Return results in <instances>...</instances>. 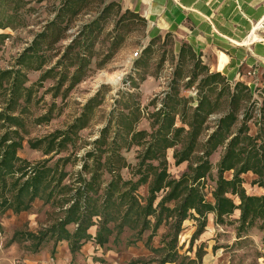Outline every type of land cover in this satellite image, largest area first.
Returning a JSON list of instances; mask_svg holds the SVG:
<instances>
[{"label": "trees", "instance_id": "1", "mask_svg": "<svg viewBox=\"0 0 264 264\" xmlns=\"http://www.w3.org/2000/svg\"><path fill=\"white\" fill-rule=\"evenodd\" d=\"M3 6L12 0H1ZM89 0H66L60 7L56 19L66 15L78 14ZM104 2V0L102 1ZM116 6L120 15V22H125L127 15L138 18L147 24V20L140 13L126 9L118 1H111L103 8L101 14ZM53 21L54 23L56 22ZM98 20L84 25L92 33ZM9 25L0 22V28ZM82 32V31H81ZM79 32V35L80 33ZM169 33V32H168ZM49 33L45 29L26 47L17 58V65L10 68H0V98L3 107L0 109V210L5 212L12 209L15 213L28 210L37 198L58 208L62 216L58 217L49 229L39 231L38 234L29 232L28 235L38 238L35 251L41 248V243L49 233L57 241L67 240L72 254L92 238L88 229L97 224L98 230L93 238L100 246L110 240L113 228L111 221H116L119 232L125 224L139 229L141 235L146 229H152L150 241L163 222L169 225L173 237L161 247H151L155 251L166 250L160 260L161 264L175 262L176 264H200L202 253L197 251L196 257L184 256L187 262H177L180 253L176 249L178 234L183 222L188 218L197 221V229L193 239L197 238L205 229L208 215L213 214L216 224H226L231 216L239 211V216L233 219L236 230L241 234L248 229L259 226L264 230V192L261 194L248 193L245 187L244 175L252 172L255 178L253 185L264 191V123L255 121L257 132H250V121L254 118L244 106L245 98L252 95L248 85L237 80L231 82L220 71L211 72L208 65L197 58L200 72L189 74L186 86L195 82L198 84L199 94L196 106H190L191 97L181 95L176 87L178 79L168 90L163 92L161 105L150 114V129H139L141 105L136 103L135 113L121 111V122L115 119L116 135L109 140L112 122L103 127L100 135L88 145H92L85 152L84 162L79 171L70 172L65 166L70 161L69 156H61L53 165H49L50 158L32 161L23 158L18 151L23 146L25 128L23 117L19 114V106L26 95L30 94L32 86L26 85L28 76L24 68L40 70L46 64L41 62L32 66L30 61L45 46L52 42L46 41ZM78 35V36H79ZM159 35L152 37L154 41ZM80 37V36H79ZM79 38L68 45L63 55L51 67L44 69L36 85L52 76H59V84L70 79L67 91L79 83L87 74V67L93 56V43L87 45L89 52L76 53L74 72L70 75L63 71H56L63 64L75 47ZM91 41V40H90ZM118 44V43H116ZM115 44V45H116ZM191 45V44H190ZM150 45L145 48L149 49ZM191 54L197 53L191 45ZM181 57L185 55V47L179 51ZM60 70V69H59ZM232 83H234L232 85ZM243 86V90H241ZM246 92V93H244ZM211 94L216 98L212 100ZM227 94L226 110L221 113L214 131L201 145L200 137L208 129L207 121L216 112L213 104L219 103L221 97ZM97 97L89 99L83 112L65 129H58L40 139H29L33 148L41 149L44 154H59L77 143L79 131L89 122L88 113L94 106ZM128 112L130 109L127 107ZM259 116L264 118V98ZM177 119L181 124H177ZM238 125L236 130L234 126ZM121 136L124 143H119L116 137ZM133 146L141 148L137 155V163H130L123 149L130 150ZM223 146V154L217 164V178L211 191L212 199H208L204 191L205 180L212 174L213 163L210 156ZM174 148L173 157L176 164L188 162V168L178 178L168 171L167 151ZM127 168L131 177L125 178L122 170ZM226 172H232L226 177ZM109 174V179L106 178ZM142 185L148 186V195L142 196L138 191ZM163 192L158 199V193ZM172 205H168V203ZM74 225L71 230L68 226ZM169 234V233H168Z\"/></svg>", "mask_w": 264, "mask_h": 264}, {"label": "rangeland", "instance_id": "2", "mask_svg": "<svg viewBox=\"0 0 264 264\" xmlns=\"http://www.w3.org/2000/svg\"><path fill=\"white\" fill-rule=\"evenodd\" d=\"M66 0H12L3 6L0 0V22L9 26L0 28V68L6 69L17 65V58L23 50L31 45L34 39L45 29L49 35L46 41L52 43L47 47L43 44L42 50L30 61L32 66L46 62L42 69L24 68L28 81L26 85L32 86L30 94L19 106V114L23 117L25 139L18 154L32 161L50 158L49 165H53L61 156H69L70 161L65 169L70 172L79 171L84 162L85 152L92 147L88 145L100 135V131L109 121L112 127L109 140L116 135L115 119L121 122V111L135 113L136 103L141 105V119L137 124L139 129H150V114L161 105L163 92L175 84L179 87L181 95L191 97L190 106H196L199 88L197 82L186 86L188 75L200 72L197 58L208 65L211 72L220 71L217 60L214 61L210 51L202 52L200 56H192L191 45L188 40V31L180 32L163 31L154 41L146 22L127 15L125 22H120V15L116 6H112L106 14H101L103 8L113 0H89L82 10L76 15H66L56 19L61 5ZM122 5V4H121ZM123 13L127 8L123 6ZM133 11V10H132ZM56 22L54 23L53 21ZM98 20L95 30L89 33L84 25ZM82 31V32H81ZM79 32L80 35H79ZM80 37H79V36ZM79 38L80 43L70 49L66 59L63 60L60 70L69 73V78L75 70L72 62L76 61V53L89 52L87 45L92 42L93 56L87 67L86 76L73 88L67 91L70 79L59 84V76L55 75L36 85L43 73L55 64L63 55L68 45H73V40ZM91 40V41H90ZM118 43V44H116ZM116 44V45H115ZM145 51V48L149 46ZM185 47V55L181 57L179 51ZM137 53V54H136ZM220 56V55H219ZM239 81L248 85L252 91L250 97L245 98L244 106L249 113L255 116L250 121V132L255 134L257 126L255 121L264 123V118L259 116L264 98V71L256 67H246L241 71ZM234 83H232L233 85ZM241 86V90H243ZM246 93V92H244ZM97 97L94 106L88 113L89 122L79 131L80 138L77 143L70 145L69 149L59 154L46 155L41 149L33 148L29 139H40L50 133L67 128L76 117L84 110L90 98ZM227 94L221 97L219 103L213 104L216 112L211 114L208 129L200 137L201 145L214 131L221 113L226 110ZM212 100L216 98L211 94ZM3 98H0V109L3 107ZM127 107L130 109L128 112ZM177 124H181L177 119ZM234 126V130L237 128ZM119 143H124L121 136L116 137ZM141 148L133 146L130 150L123 149L122 153L132 163H137V155ZM224 151L219 147L211 156L213 163L212 174L205 180L204 191L208 199H212L211 191L217 178V164ZM174 148L168 149V171L179 177L188 168V162L176 164L173 157ZM122 173L125 178L131 177L129 170L124 168ZM226 177H231L232 172H226ZM106 173V178L109 179ZM245 187L248 193L261 194L264 191L252 184L255 175L248 172L244 175ZM142 196L148 195V186L142 185L138 191ZM163 192L158 193V199ZM172 205V203H168ZM62 216V212L55 208L51 202L41 198L35 199L31 208L19 213L12 209L2 212L0 210V264H33L34 258L44 255L47 264H161L160 260L166 250L155 251L151 247H161L173 237L169 225L163 222L157 229L153 238L147 242L152 229H146L139 235V229L131 223L125 224L119 232L117 223L111 221L113 228L110 240L100 246L93 239L98 230V225H92L88 231L92 238L72 254L67 240L57 241L48 233L41 243V248L35 251L39 242L38 238L29 236L28 231L38 234L46 231ZM239 216L236 211L231 220L226 224H216L213 214L208 215V222L204 231L195 239L193 234L197 229V221L188 218L183 222L178 234L176 249L180 253L177 262L187 259L184 256L196 257L197 251L202 255L200 264H264V230L259 226L252 227L238 234L237 223L233 220ZM71 230L74 225L68 226ZM169 233V234H168ZM165 264H176L167 262Z\"/></svg>", "mask_w": 264, "mask_h": 264}, {"label": "crops", "instance_id": "3", "mask_svg": "<svg viewBox=\"0 0 264 264\" xmlns=\"http://www.w3.org/2000/svg\"><path fill=\"white\" fill-rule=\"evenodd\" d=\"M140 13L151 37L187 30L189 43L201 54L210 51L231 82L246 67L264 71V0H113ZM221 52L227 59H221ZM220 55V56H219ZM33 264H47L44 255Z\"/></svg>", "mask_w": 264, "mask_h": 264}, {"label": "bare ground", "instance_id": "4", "mask_svg": "<svg viewBox=\"0 0 264 264\" xmlns=\"http://www.w3.org/2000/svg\"><path fill=\"white\" fill-rule=\"evenodd\" d=\"M221 59H227V55L224 52H221Z\"/></svg>", "mask_w": 264, "mask_h": 264}, {"label": "built area", "instance_id": "5", "mask_svg": "<svg viewBox=\"0 0 264 264\" xmlns=\"http://www.w3.org/2000/svg\"><path fill=\"white\" fill-rule=\"evenodd\" d=\"M137 54V53H136ZM262 259L264 260V254H263V257H262Z\"/></svg>", "mask_w": 264, "mask_h": 264}]
</instances>
